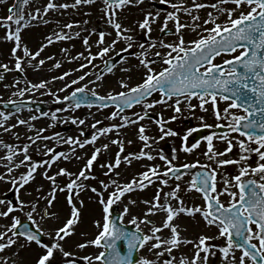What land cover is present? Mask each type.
I'll return each mask as SVG.
<instances>
[{
	"label": "rangeland",
	"instance_id": "obj_1",
	"mask_svg": "<svg viewBox=\"0 0 264 264\" xmlns=\"http://www.w3.org/2000/svg\"><path fill=\"white\" fill-rule=\"evenodd\" d=\"M160 3L164 9L156 7ZM13 4L14 0H0V70H6L0 72L1 100L41 99L44 93L48 101L57 100L73 89L108 96L138 87L165 68L166 60L255 10L235 0H124L113 7L101 0H29L22 9L24 24L17 26ZM3 23L14 24L15 32L1 29ZM166 29L172 31L170 36L161 35ZM121 53L126 58L120 65L97 79L102 62ZM156 56L161 60L149 64ZM15 70L22 72L23 80L16 78ZM220 104L212 110L209 99L169 101L153 95L121 115L70 110L61 113L58 122L73 129L52 139L44 137L49 123L45 119L32 121L29 114L19 120L0 116V185L13 183L19 172L28 173L26 169L40 164L34 168L33 180L24 181L29 186L20 192V207L8 216L13 221L33 220L55 245L54 258L63 253L74 264H97L93 258L105 217L103 198L94 190L104 189L105 206L116 198L125 222L147 235L140 250L143 263L148 259L149 264H212L201 250L204 243L222 240L223 229L206 222L189 179H170L166 171L182 164L208 170L214 175V194L226 203L237 200L238 183L248 176L264 191V139L213 134L196 144L183 141L195 128L231 127L243 116L235 110L234 117L231 108L222 103L221 109ZM144 113L154 119L141 120ZM28 143L32 153L25 156L21 151ZM73 144L78 145L76 150L69 147ZM54 146L63 150L52 160ZM43 155L51 158V166L47 160L41 165ZM128 186L138 189L123 193ZM69 189L75 192L67 201ZM62 202L71 207L70 212L61 207ZM5 207L0 206V212ZM71 212L73 222L61 240L56 231L69 222ZM11 223L4 219L0 231L6 233ZM259 235L255 227L247 234L256 246ZM14 241L18 256L11 251L6 264H33L32 250ZM1 242L7 247V240ZM224 250L217 264H253L234 248Z\"/></svg>",
	"mask_w": 264,
	"mask_h": 264
},
{
	"label": "water",
	"instance_id": "obj_2",
	"mask_svg": "<svg viewBox=\"0 0 264 264\" xmlns=\"http://www.w3.org/2000/svg\"><path fill=\"white\" fill-rule=\"evenodd\" d=\"M22 0H17V6H16V11L18 10L19 4ZM222 41V38L219 39V42ZM216 43H208V42H202L200 44H197L196 47L188 52H184V57L182 60L184 62V66L186 65L185 69H182L180 72V66H178V71L177 67L173 68L169 74V72H165L163 75L158 76L157 78L153 79L147 86H144L142 89L134 91L131 93L132 94H137L138 98L136 100H141L145 98L151 91L155 89H160L165 95H177L179 93H186L191 89V82L189 81V76H191L192 72L188 70V65L192 63V60H206L207 57L211 56V53L214 52V47ZM178 76V78H177ZM177 78V79H176ZM170 79V80H168ZM175 81V82H174ZM177 83H179V87H176ZM179 89V90H178ZM170 93V94H168ZM135 100V101H136ZM116 100L114 99H103V98H98L94 96H89L86 94H82L78 91L73 92L71 96L68 98L59 101L55 104H53L51 107H60L63 105H99V106H109L111 104H115ZM10 104H0V109H9ZM36 108H38L40 111L45 110V105L43 104H36ZM14 109V108H12ZM250 118L245 120V122H240L239 125L236 127V129L240 130L244 134H252L253 136H262L264 135V119H261V123H258L257 125H252L254 128L246 129L247 125L243 127V125L240 124H248L250 123ZM251 124V123H250ZM198 138L193 139L196 141ZM185 173H190L193 175H203L205 176L206 173L204 171H196L192 167H185V168H177V169H172L170 171L171 175H176V176H181ZM202 176V177H203ZM195 177V176H194ZM206 177V176H205ZM196 184L200 185V189L202 192L205 194V196L208 198L209 193H210V187H211V179L208 178L207 182L203 183V181L200 183L199 181H196ZM242 192L244 196L240 199L239 203L235 205L233 209L225 211V213H218L216 214V218L220 220L224 226L227 228L230 237L232 241L237 245V247L241 248L245 254L249 255L252 257V255H256V249L253 248L251 245H249L245 239V232L247 230V225L248 221L247 219L251 220L253 223H255L261 230L262 236L260 240V245L264 249V197L260 191L257 190V195L259 198V201L256 200L257 203H252L251 199L248 200V191L242 188ZM209 202V205H214L208 198L207 200ZM241 208H244L245 211L248 214V218L243 220V223H240L241 225L237 224V221H235V218L239 219V215H232L233 211H240ZM116 226V219H112L110 221V224H108V230L105 235L107 236L108 232H110V229L113 227L115 228ZM133 241V239H132ZM136 248L133 247V251ZM133 255H135L133 253ZM258 256V255H257ZM261 261V260H260Z\"/></svg>",
	"mask_w": 264,
	"mask_h": 264
},
{
	"label": "flooded vegetation",
	"instance_id": "obj_3",
	"mask_svg": "<svg viewBox=\"0 0 264 264\" xmlns=\"http://www.w3.org/2000/svg\"><path fill=\"white\" fill-rule=\"evenodd\" d=\"M45 117L49 119L48 120L49 123H48V128L46 127V130L44 131V133L47 134L48 136H50L51 138L53 136V133H55V132H56V136H61V132H60V129H61L60 123L61 122H58V120H54L53 121L51 119V114H49V113ZM55 117L57 119L58 118V115L56 114ZM57 130H59V132ZM30 144L31 143H28V145H30ZM18 148H20V147H18ZM21 153H23L25 156L29 155L28 150H27V147L23 148V150L21 151ZM42 159L45 160L46 159V156L45 155L42 156ZM30 174H32V173L30 172ZM23 179H24V177L20 178L17 181H14V183H12V184L0 185V206H6L4 208V210L2 212H0V225H3L4 224V219H6V218L10 219L9 217H5L4 216L5 209H9L10 211H15L16 209H18V207H20V202H21V198L20 197L22 196V194L20 192H21L22 188H24V187L27 188L29 186V185L27 186L25 184H21V182H22ZM10 191H12L15 194V196L17 197V199L19 201L18 204L11 205L9 203V201H8L9 200V197H5V194L8 193V192H10ZM114 201L116 203L117 199L115 198ZM115 211H116V213L118 212L117 213L118 215H120L119 222H121L124 225L128 224V222H125V220L123 218V213H122V211L120 210V208L117 205L115 207ZM105 219H106V217H105ZM107 219H108V217H107ZM21 220L22 219H19L16 222V224L19 221H21ZM12 227L13 226H10L9 229L6 231V233L0 231V242L1 241L3 242L5 240H7L8 241V244L7 245H9L10 246V249H11L13 247L14 243H15L14 240H18L19 242H23L20 245H25L26 247L29 246L30 248L36 250L37 246H36V243H34L33 241H30V240H28V239H26L24 237H21V236H15V235H13L12 234V229L14 227L13 228ZM101 235H102V233L100 234V236ZM45 236L47 237L48 234H45ZM123 237L124 236H122L121 238H123ZM145 242H147V240H145L144 243ZM46 243L47 244L45 246L44 245L39 246L40 247L39 250L41 251L40 252V257L41 256H44L45 257L47 255V253H48V249L51 250V246L52 245L49 243L48 240L46 241ZM143 244L140 246L141 248L143 247ZM5 247H6V245L0 244V250L3 249V248H5ZM119 249L120 250L123 249V244L122 243L119 244ZM201 255L203 256V258H206V257H210L211 258L212 257L211 254L208 252V250L205 247L202 250ZM53 257H54V255H49V257L47 259L43 260L42 263L43 264H46L47 262H53V263H56V264H66L67 258L66 257H63V254L60 255V256L57 255L54 259H53ZM217 257L218 256L214 257L213 259L211 258V259L213 261H215V260H217ZM36 260H37V256L34 257L33 264H36ZM5 262H6L5 254H4L3 251H0V264H5ZM97 264H102V262L100 261V257H97Z\"/></svg>",
	"mask_w": 264,
	"mask_h": 264
}]
</instances>
